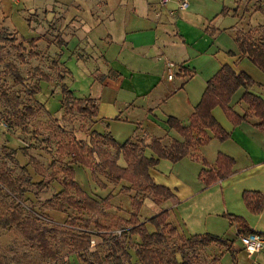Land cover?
I'll use <instances>...</instances> for the list:
<instances>
[{"label":"crops","instance_id":"obj_1","mask_svg":"<svg viewBox=\"0 0 264 264\" xmlns=\"http://www.w3.org/2000/svg\"><path fill=\"white\" fill-rule=\"evenodd\" d=\"M22 1H2L5 14L0 9V21L13 31L6 17ZM32 1L28 6L39 14L46 27L51 29L54 20L62 31L57 43L49 35L50 39L44 34L33 36L38 48L57 49L59 64L67 69L62 57L83 60L95 57L97 79L105 86L113 82L117 85V94L105 97L102 87L98 94L89 92L81 96L68 83L76 96L95 99L97 114L92 116L93 124L97 121L108 127L112 122L114 133L110 129L105 131H110L119 142L123 141L117 135L125 134L135 141L146 142L158 136L164 144L174 138L184 140V135L168 124V117L175 116L188 125L207 80L224 63L236 72L249 73L255 81L250 89L264 98V71L240 52L236 40L242 34L264 42V35H260L264 29L263 16L258 10L242 8L238 0H189L185 9L179 8L180 0H170L166 5L159 0ZM61 40L62 46H57ZM74 40L78 45L69 51L67 47ZM167 60L175 63L171 79L166 75ZM99 61L104 62L106 71H97ZM244 91V87H239L230 100L235 111L247 113L240 123L234 124L222 106L212 108L214 117L229 133L227 138L217 137L208 127L204 135L195 129V139L209 136V140L198 143L193 139L186 156L177 161L160 158L149 173L155 182L174 191L175 196L166 200H173L171 205L180 220L176 226L180 233L190 236L208 232L226 239L236 256L232 264H264V250L250 256L240 240L245 228L264 234V203L255 213L243 199L245 190L264 193V126L257 125L260 118L241 99ZM145 152L153 154L148 147ZM219 152L234 158L233 171L206 184L202 171L217 169ZM172 216L170 211L169 219ZM214 244L225 247L220 257L223 264L222 258L231 251L226 245Z\"/></svg>","mask_w":264,"mask_h":264},{"label":"rangeland","instance_id":"obj_2","mask_svg":"<svg viewBox=\"0 0 264 264\" xmlns=\"http://www.w3.org/2000/svg\"><path fill=\"white\" fill-rule=\"evenodd\" d=\"M2 1L0 0V9ZM29 1L31 3L23 0L21 4L15 5L13 14L9 13L8 18L6 17L7 25L14 27L16 32L12 28L5 27L1 21L0 32L6 31L15 35V43L24 38L27 49L29 45L26 40L35 35L44 34L48 39L52 36V41L57 43L62 34L56 25L57 21L51 20V29L46 27L47 24L41 21L39 14L28 6L33 4L32 0ZM238 3L246 10L260 11L263 16L262 21L264 20V0H238ZM4 12L5 10L3 14ZM260 31V35H264V29ZM89 37L92 38L90 34ZM76 45L78 44L74 40L67 48L72 51ZM35 50L38 51L36 56L28 55L27 50L23 51L27 56V61L23 63L17 57L18 50L12 46L11 42L0 39V53L5 60L18 65L25 78L24 83H16L3 63H0V114L7 119V125L0 132V172L10 174L12 179L21 183V187L27 189L21 195H14L6 185L1 186L0 213L11 211L13 205L20 202L24 213L32 214L40 225L56 228L58 231L49 232L48 238L53 249L57 251V256H43L38 243L25 238L13 225L6 228L0 227V264H86L83 256L73 251L69 240L70 232L89 233L92 238L90 249L98 250L103 257L111 250L112 240L117 238L132 253L134 263L140 264L135 255V249L139 246L141 238L137 234L130 233L129 228L133 222L146 221L148 217L162 209H168L169 214L171 211L173 216L169 221L177 226L180 220L176 219V208L171 205L173 200H164L162 204H157L154 195L141 191L137 184H133L132 188L127 191L122 187L128 186L129 182L112 183L104 172L97 173L98 179L95 174H92L90 167L75 163L76 179L84 189L99 199L102 210L92 212L85 208H73L67 204L59 209L56 205L61 199L57 198L53 199L54 205L47 202V198L53 197L62 189L61 179L66 176L62 166L64 161L71 158L64 152L62 145L76 137L89 140L94 129L112 131V122L108 127L102 122L96 121L93 124L92 117L87 113L79 111L76 107L66 109L62 104L61 84L69 83L81 96L88 95L89 92L98 94L102 87L105 97L117 94L115 92L117 85L113 82L105 86L97 79L99 77L95 73L96 68L93 64L98 59H94L95 57L89 56L87 60L62 57L61 59H65L70 69L63 71L64 77L60 79L58 69L52 63L53 60H59L60 54L57 49L53 48V52L52 48L41 50L36 46ZM36 66L49 74L51 79H42L41 72L35 68ZM97 66L100 68L98 72L106 71L103 61L97 62ZM95 79L100 83V87L97 82H94ZM38 84L40 91L35 97L43 103V106L40 102H36L30 93L31 88ZM27 105L33 106L36 112L29 114L25 109ZM128 136L126 134L117 135L120 141L126 140ZM96 160L98 158L92 157L93 162ZM118 161L120 164H125L122 157ZM21 165H24L26 169ZM28 175H31L30 182L27 180ZM41 179L46 182V187L38 188L35 182ZM103 182L106 183L105 186L102 185ZM109 192L112 195L105 198ZM134 195L137 198L135 201L141 202L140 208H137L136 202L133 203ZM170 223L163 228L167 239L155 245L170 250L185 249L192 254L194 264H222L220 257L225 247L210 243L208 245L197 244L190 248L186 243L184 244L178 234L172 236L168 233ZM147 226L150 230L155 228L150 222H147ZM232 260L230 252L222 258L223 264H229V261L232 264L234 262ZM105 264L109 263L105 260Z\"/></svg>","mask_w":264,"mask_h":264},{"label":"trees","instance_id":"obj_3","mask_svg":"<svg viewBox=\"0 0 264 264\" xmlns=\"http://www.w3.org/2000/svg\"><path fill=\"white\" fill-rule=\"evenodd\" d=\"M0 39L11 42L12 46L18 50L17 57L23 63L27 61V56L23 51L27 50L30 56L38 55V51L35 50L37 46L35 38L26 40L29 45L28 49L24 42V38L15 43L16 36L6 31L0 32ZM236 40L240 52L248 56L264 71V42H257L242 34H238ZM62 44L63 40L59 42L60 46H62ZM0 63H3L16 83L22 84L25 82V78L18 65L12 61L5 60L2 53H0ZM52 63L58 69V77L63 79V71L66 72L67 68H63L59 64V60H53ZM35 68L40 70L38 66ZM40 72L42 79H51L49 74L41 70ZM254 83L255 81L249 73L243 70L236 72L230 64L224 63L218 71L207 80L206 88L195 110L190 115V122L188 125L183 124L180 119L175 116L170 115L168 117V124L184 135L185 139L182 141L174 138L169 144H164L160 137L153 136L149 142L143 139L135 141L131 138L119 142L110 131L100 132L94 129L89 140L76 137L74 140L64 143L62 145L64 152L70 155L71 158L66 161L63 160L64 164L62 170L66 175L61 179L63 187L56 192L53 197L47 198V202L54 205L53 199L57 198L61 199L57 203L58 205H56L59 209L64 208L65 204H67L73 208H85L92 212L102 210L99 199L84 189L81 183L76 179L75 167L76 164H81L85 167H90L92 169V174H95L98 179L97 173L104 172L112 183L117 184L121 180L128 181V186L122 187L127 191L132 188L133 184H137L141 191L152 193L157 204H162L164 200L174 197L175 193L167 185L155 182L149 173V168L158 164L160 158L177 161L186 156L189 153L193 139H195L193 135L195 129L204 135L206 134L205 128L208 127L214 131L217 137L221 139L227 138L229 133L214 117L212 108L216 105L222 106L234 124H238L244 120L247 113L241 115L230 105L231 97L239 87L245 88L241 99L248 104L250 111L260 118L257 125L263 128L264 98L259 93L250 89ZM39 91L40 85L38 84L34 88H31L30 93L34 96L36 102H40L43 106V103L35 97ZM61 92L62 104L66 109L76 107L79 111L87 113L91 117L97 114V104L94 98L76 96L66 83L61 84ZM25 109L29 114H34L36 112V109L31 105H27ZM4 119L7 120L6 118ZM208 140L209 136H205L203 139H195L198 143H204ZM147 147L153 151L152 155L146 154L145 150ZM92 157L98 158V160L93 162ZM120 157L126 162L125 165L119 163L118 160ZM234 163L235 160L232 156L219 152L216 164L217 169L213 171L212 169L204 168L202 171L205 183L209 184L219 177L223 178L230 174L233 171L232 167ZM21 166L26 169L24 165ZM30 176L31 175L27 176L29 182L31 180ZM12 178L10 174L1 171L0 187H5L4 185H6L12 194H23L27 189L21 187V183ZM35 184L38 188L46 187L44 179L35 182ZM102 185L105 186L106 183L103 182ZM111 195L112 193L109 192L105 198ZM135 199H137L136 195L133 197V203L136 202L137 208H140L141 202L135 201ZM243 199L247 207L252 212L257 213L262 209L264 193L260 190H245L243 192ZM230 218L236 219L239 217L231 216ZM146 221L154 225V230L148 228ZM146 221L133 222L132 226L129 228L130 233L137 234L141 238L139 246L135 249V255L140 264H194L195 260H193L192 254L185 251V249L176 248L170 250L160 245H155L167 239V235L163 232V228L170 223L168 209L160 210L158 213L148 217ZM170 224L168 233L172 236L178 234L184 244L186 243L190 248L195 247L197 244L208 245L210 243H219L227 247L230 246L226 239L217 235L206 232L186 236L180 233L175 225L172 223ZM13 225L20 230L25 238L35 240L38 243V247L43 256H57V251L53 249L48 238V233L57 232L58 230L54 227H48L47 225H40L32 214H25L20 202L15 203L11 211L0 213V227L6 228ZM244 231L247 233L255 230L245 228ZM91 239L89 233L70 232L69 236L73 251L81 254L86 264H105V260L109 264H135L132 259V253L119 239L114 238L112 240L110 244L111 250L105 257H103L98 250L90 249ZM228 248L235 262L236 256L233 250L230 247Z\"/></svg>","mask_w":264,"mask_h":264},{"label":"built area","instance_id":"obj_4","mask_svg":"<svg viewBox=\"0 0 264 264\" xmlns=\"http://www.w3.org/2000/svg\"><path fill=\"white\" fill-rule=\"evenodd\" d=\"M170 0H160L162 5H166ZM179 8L185 9L189 5V0H180ZM166 73L169 79L174 77L175 74V63L167 60L166 61ZM7 125L6 120L0 115V132ZM243 248L248 255H253L264 250V234L258 231H250L240 235Z\"/></svg>","mask_w":264,"mask_h":264}]
</instances>
